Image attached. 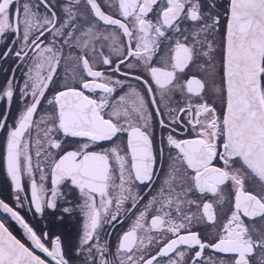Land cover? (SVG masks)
I'll use <instances>...</instances> for the list:
<instances>
[{
    "label": "flooded vegetation",
    "instance_id": "af4514ba",
    "mask_svg": "<svg viewBox=\"0 0 264 264\" xmlns=\"http://www.w3.org/2000/svg\"><path fill=\"white\" fill-rule=\"evenodd\" d=\"M232 1L0 0V224L39 264H264ZM258 79L264 106V46Z\"/></svg>",
    "mask_w": 264,
    "mask_h": 264
},
{
    "label": "water",
    "instance_id": "95a60500",
    "mask_svg": "<svg viewBox=\"0 0 264 264\" xmlns=\"http://www.w3.org/2000/svg\"><path fill=\"white\" fill-rule=\"evenodd\" d=\"M261 2L232 1L225 57V131L232 147L264 178V106L258 79L264 25L251 20L249 13ZM25 259L27 264H39L0 224V264H19L18 260Z\"/></svg>",
    "mask_w": 264,
    "mask_h": 264
}]
</instances>
